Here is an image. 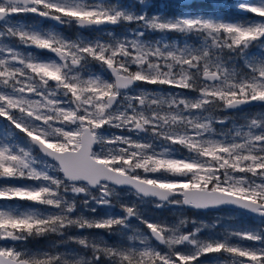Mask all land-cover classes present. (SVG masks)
<instances>
[{
    "label": "snow or ice",
    "instance_id": "6c2138e0",
    "mask_svg": "<svg viewBox=\"0 0 264 264\" xmlns=\"http://www.w3.org/2000/svg\"><path fill=\"white\" fill-rule=\"evenodd\" d=\"M233 7L251 15L0 0V201L28 202L0 203V264H264V0ZM118 25L135 27H105ZM245 105L261 110L217 127ZM144 204L257 225L148 219Z\"/></svg>",
    "mask_w": 264,
    "mask_h": 264
},
{
    "label": "rangeland",
    "instance_id": "374dc122",
    "mask_svg": "<svg viewBox=\"0 0 264 264\" xmlns=\"http://www.w3.org/2000/svg\"><path fill=\"white\" fill-rule=\"evenodd\" d=\"M111 2L115 3V2H119L125 6L127 5H133L134 6V10L137 12H142L144 10H147L148 14H155V13H163L166 14L167 11V6L165 4H161V3H157L154 2L152 0H147V8L145 9V5H141L137 2V0H111ZM197 3H205L208 2L209 4H219L222 5L219 8V10H225V12H227V14H229L230 16L233 15V19L235 18L236 15V20H240L245 16H250L251 14L248 13H243V12H239L237 11L233 5L235 3H238L239 0H196ZM226 14V13H225ZM225 18L226 16L224 14H222ZM230 16H227L228 18ZM135 25H123L121 31H115V33L117 34H122L124 32H126L127 29L129 28H134ZM70 31H68L69 33ZM71 33V32H70ZM72 34H70V38ZM83 35V34H82ZM159 33H153L150 34V38H158L159 37ZM89 38H95V36L91 37L90 35H86ZM169 37L172 40H176L177 36L176 34H169ZM76 38V37H74ZM182 39V38H180ZM146 87H153V86H146ZM189 95H194V93H189ZM260 110H257L256 112H252V111H245V112H241V113H235V114H226L225 112H218L217 115L220 116H228L229 120H228V124H226L225 126H221V125H217V127H224L225 129H227L228 127H230L233 122L237 125L242 124L244 122V118L246 116H251L254 115L255 113L259 112ZM6 122L3 120H0V130H2L3 125ZM0 183H2V181H0ZM126 199H134L133 197H126ZM0 203H9V204H18V205H27L28 202H23V201H9V202H3L0 201ZM105 211H107L104 208H98L97 213H95V215L97 216H101L105 213ZM115 211L117 213L120 212V209L117 207L115 209ZM142 212L143 215L145 216V218L148 219H159V220H166L168 222H172L175 221L177 219V216L180 213H183L184 215H187L189 217L195 218L197 220H202L204 222H208L211 223L217 219L223 221V227L228 228V227H256L257 225V220L254 218H250L247 215L244 214H238V212L235 211H230V210H224L218 213H208V214H201V213H196V212H192V214H189V211H187L186 209H180L177 207H164V208H156L154 207L152 204H144L142 205ZM85 215L91 216L93 215L92 213H85ZM164 215V216H163ZM133 223H138L136 221H133ZM143 227V226H141ZM191 227V226H189ZM77 230L73 229L71 234H76ZM52 239H56L55 237H53ZM107 239H109V241H113L116 239V237H108ZM241 243L243 244H250L251 242L248 241H241ZM49 245V240L44 239V238H40L37 240H32L29 243V247L33 248V249H40V248H46ZM68 247L71 248H75L77 247L74 244H69Z\"/></svg>",
    "mask_w": 264,
    "mask_h": 264
},
{
    "label": "flooded vegetation",
    "instance_id": "af4514ba",
    "mask_svg": "<svg viewBox=\"0 0 264 264\" xmlns=\"http://www.w3.org/2000/svg\"><path fill=\"white\" fill-rule=\"evenodd\" d=\"M157 3H160V2H157ZM194 3H196V2H194ZM205 3H208V2H205ZM162 4H165L167 6V8L169 6H175L174 9H176V11H178V14H180L182 12H185V11H189V10H187V8L185 9L184 7H181V6L177 5V4H170V3H165V2L162 3ZM212 11H218L221 14H223V10H203V12H212ZM22 19H24L28 23H39L40 26L45 28V29H55V30L62 31L64 33V35H66V36H70V34H72L71 35L72 38L77 37L78 35H81V34L90 35L91 37L96 36L95 32H92L91 30H88V29H86L84 31H80L79 29H77L75 27H63L62 29H58V28L55 27V25H53V24H51V23H49V22H47L45 20H42L41 18H38V17L29 16V17H22ZM234 20H236V15H235V19ZM122 27H123V25H119L117 28H111L109 30H114V31H118L119 32V31H121ZM68 31H70L71 33L70 32L68 33ZM45 55H50V54L45 53ZM257 110H261V109L253 108V109H249L247 111L256 112ZM250 218H254V217H250ZM254 219H256V218H254Z\"/></svg>",
    "mask_w": 264,
    "mask_h": 264
},
{
    "label": "water",
    "instance_id": "95a60500",
    "mask_svg": "<svg viewBox=\"0 0 264 264\" xmlns=\"http://www.w3.org/2000/svg\"><path fill=\"white\" fill-rule=\"evenodd\" d=\"M152 1H156V2H165V3H170V4H177L179 6L181 5H184V4H192L194 3L195 0H152ZM53 25H55L56 28L58 29H62L63 26H60V25H56V23L54 21H50V20H45ZM119 26V25H118ZM118 26H105L106 28L108 29H111V28H117ZM80 31H84L86 29H79ZM243 107V110L241 109H236V110H228L227 112H225L226 114H234V113H240V112H244V111H247L249 109H253V108H259V107H253V106H248V105H245V106H242ZM225 126V125H223ZM186 209L187 211H191V212H195L194 210L192 209H188V208H184ZM224 210H230V211H233L231 210L230 208L226 207V208H222V209H213V210H209V212L207 213H201V214H208V213H218V212H221V211H224ZM235 212H238V210H235ZM197 213V212H196ZM244 215H247L249 217H252L250 216L249 214H244Z\"/></svg>",
    "mask_w": 264,
    "mask_h": 264
},
{
    "label": "trees",
    "instance_id": "16d2710c",
    "mask_svg": "<svg viewBox=\"0 0 264 264\" xmlns=\"http://www.w3.org/2000/svg\"><path fill=\"white\" fill-rule=\"evenodd\" d=\"M174 7L175 6H169L167 8V11H166V14L165 15H167V16H175V15H178V11H176V9H174ZM187 10L192 11V12H203V10H219V9L214 8L213 7V4L211 5L209 3H197L196 2V3H194L192 5V8L191 9H187ZM223 14L226 16V19H233V15L230 16L229 14H227V12H225V10H223ZM227 16H230V17L228 18ZM189 214H192V212L189 211Z\"/></svg>",
    "mask_w": 264,
    "mask_h": 264
}]
</instances>
